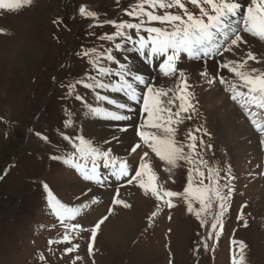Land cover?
Wrapping results in <instances>:
<instances>
[{
  "label": "rangeland",
  "instance_id": "obj_1",
  "mask_svg": "<svg viewBox=\"0 0 264 264\" xmlns=\"http://www.w3.org/2000/svg\"><path fill=\"white\" fill-rule=\"evenodd\" d=\"M138 2L139 0H31L33 8L39 14L44 12L45 16L38 22L33 23L30 20L31 33L28 32L25 36L30 44L22 45L17 42L13 44L9 56L0 53V264H232L233 259L241 261V264H264V139L260 137L264 133L257 130V126H264V108L258 107L256 102L249 101L247 97H238L236 101L230 98L232 93L225 92L226 85L219 83L221 73L230 83L237 85V91L247 92V87H241L243 81L227 70L208 73L209 78L215 81L212 85L201 77L200 73L204 71L202 69L195 73L185 72L189 85L187 88L174 79L176 83L173 89L176 95H183L185 106L192 104L195 111L189 109L187 112H181L180 116H174L171 122L165 119L159 129L152 130L160 139L176 141L178 145L183 146L186 154L189 152L188 144L193 143L191 137H196V148L191 154V164L194 166L189 168L195 169L196 165L199 166L204 173L205 185L209 184L207 176L210 167L219 171L220 184L227 182L229 175L233 177L231 184L234 191L227 205L229 210L223 216L222 228H211L212 213L218 210L215 199L212 201L213 207L201 213L207 221L206 226L201 227L195 214L188 212L187 203L182 197L162 196V199L157 201L151 195V190L145 193L136 182L131 185L125 182L124 185L129 198L133 199L134 211H125L122 205H113V196L102 198L100 201L98 196L80 197L71 190L74 180L80 179L77 173L75 177L69 171V164L64 161L73 155H76L78 161L83 160H79V154L75 152L71 142L62 137L64 134L82 135L86 140L92 141V146L103 147L97 139L91 137L87 123L97 121L91 108L105 107L104 102L96 99L97 95L116 94L110 89H99L95 85L98 81L106 84H113L114 80L115 83L118 82L115 76L118 64L108 61L107 54L109 50L114 49V43L119 42L120 38L109 41L100 37L105 33L114 32V28L104 21L139 22L125 14V10L131 11ZM184 2L195 15L199 14L198 8L188 0ZM239 3L246 11L251 0ZM81 6L94 12L96 16H81ZM145 8L152 10L147 5ZM4 11L1 10V13ZM155 11L157 14H163L164 10L157 8ZM168 11L180 13L179 9ZM143 19L147 20L146 17ZM204 19L207 20L206 17ZM147 26L160 25L158 22H152ZM256 30H261L258 24ZM141 34L147 36V33ZM250 36L262 43L259 36ZM126 47L129 54L135 50L131 43ZM84 51H88L87 56L79 55ZM248 51L255 56V60L248 59ZM122 53H118L117 57L119 60L126 59L129 65L128 57L120 58ZM228 53L219 58L225 59ZM242 56L232 60L244 64L241 71L246 75L256 76L264 73V47L259 50L247 49L242 52ZM162 60L163 58L153 59L152 66L148 67L156 70ZM187 63L189 61L180 58L178 68L181 69V66ZM101 67L110 69L111 73L101 74L98 71ZM253 68L257 69V72L252 73ZM159 74L158 78H168L162 77L160 71ZM77 80L92 87L85 88L76 84ZM69 84L75 85L72 96L67 94ZM215 87L218 88L220 97L222 96L221 102L228 104L226 108L236 113V117L240 116V122L243 120L251 125L252 121H255L249 128L253 127L251 129L259 139V150L256 154H250L251 144L245 142L249 141L254 133L247 137L242 136L236 126L227 122L221 104L216 102L215 107H210V103L206 101L207 92ZM256 87L258 101L264 91L260 90L259 82ZM170 93L163 95L164 97L159 96L161 106L170 107L176 112L180 100H175L173 93ZM77 94L83 96L84 100H76ZM172 97L175 104L168 105L167 101ZM136 112L137 110L134 113ZM160 115L167 118L168 113L165 111ZM189 116L192 118L189 119ZM65 119L72 121L68 127L64 125ZM37 133L47 137V141L41 139ZM133 135L137 139L135 131ZM201 140L205 145L211 144L212 147L202 148ZM76 143L79 144V141ZM163 147L161 145L162 150ZM196 152L202 153L208 161L207 165L199 162V158L195 156ZM112 154L118 158L134 160L138 167L139 156L119 157L113 151ZM146 159L149 163L143 177L146 184L150 182L153 187L160 188L162 193L168 190L182 192L183 188L188 186L187 166L190 163L180 160L176 166H169L166 161H160L155 153H150ZM88 162L92 163V157L88 158ZM98 162L100 167H103L102 159ZM153 176L154 179L150 181L149 178ZM193 179L196 181L193 187H198L200 177L195 172ZM49 191L54 197L53 204L59 201L66 207L81 209L76 219V223L80 225L79 234L67 232V242H61L66 229L54 225L61 221V217H58L56 212L51 213L55 210L48 204ZM93 199H98L101 205L104 204L106 210H103V213L93 210V205L97 204L92 203ZM168 199L174 205L171 208L164 203V200ZM114 206H117L119 216L123 214L125 218L127 216L134 221V225L131 224L132 238L116 248L99 230V236L94 240L89 235L91 227ZM193 208H200L195 200ZM153 212L156 213L155 216L152 215ZM239 215H243L247 226L244 225V220L238 219ZM82 227H89L88 233L81 229ZM217 231L219 236H209L210 232ZM50 240L55 243L50 244ZM233 241L242 242L244 248L241 250L239 243L234 244ZM89 243L93 245L91 254L88 252ZM73 244L78 247L71 253H66L65 249ZM41 256L43 260L40 259Z\"/></svg>",
  "mask_w": 264,
  "mask_h": 264
},
{
  "label": "snow or ice",
  "instance_id": "obj_2",
  "mask_svg": "<svg viewBox=\"0 0 264 264\" xmlns=\"http://www.w3.org/2000/svg\"><path fill=\"white\" fill-rule=\"evenodd\" d=\"M188 2L195 8L199 9V14L195 15L186 6L184 0H139V2L132 8L131 11L125 10V14L131 17L133 20L139 22L121 21H105V24H110L114 28V32L111 34L105 33L100 39H107L114 41L116 38H120V43L114 45V49L108 51L107 60L114 61L118 64V71L115 72V76L118 77V82L113 84H106L97 82L95 87L99 89H110L112 93L122 94L124 100H118L115 96L109 95H97L98 101L104 102L105 107L91 108V112L94 116L102 118L105 121L126 122L132 119L134 113L133 105L140 104V109L144 116L140 121V124L134 129L135 135L139 138L130 145L129 157L139 156L138 167L135 161H129L123 158H118L112 154L110 144L112 141H118L120 137L116 133H126L127 127L114 125V131L111 135V140L105 139L104 145H109L107 148L93 147L91 140H86L82 135L71 136L68 134L63 135L65 141H70L72 147L75 148V152L79 154V160L85 161V165H81L78 162L76 155L69 156L64 162L71 164L76 170H78L85 181H96L98 184L102 183L100 179L99 160L102 159L103 167L105 169H111V177L115 178L116 182H120L126 178L127 184L138 183L139 188L143 189L145 193L151 190V195L156 198L157 201L162 199V196L173 198L182 197L187 203V210L190 213H194L196 218L200 221V226L204 227L207 221L202 217V212L209 211L212 207V201L218 204V210L212 213L213 221L211 223L212 229L223 227V216L229 209L230 197L233 194V186L231 180L233 177L228 176L227 182L220 184L218 181L221 179L220 173L214 168L208 169L207 180L209 184L204 183V173L199 171V166L195 169H188V186L183 188L182 192L177 191H163L160 188L153 187L149 182L146 184L143 180L145 170L148 168L147 157L150 153H155L159 157L160 161H166L169 166H176L177 161L183 160L188 163H193L192 152L195 151L196 137H191L193 143L188 144L189 152L185 153L183 146L177 144L176 141L167 139L163 140L158 138L157 134L149 129H159L161 127V120L165 119L160 113L167 112V121L171 122L174 116L179 117L181 112H187L189 109H194V105L188 104L185 106V98L183 95H176L174 89H169V92L173 93L175 99L180 100L179 107L176 112L172 111V108L161 107L160 102L156 99L159 96L167 95L164 89L155 88L150 82L146 81L142 74H137L127 64V60H119L114 55L115 51L123 49L128 51L126 45L131 43L135 49V54L143 56L146 61H152L153 59L163 58L159 63L158 69L164 77L174 78L184 88L189 87L187 83V76L184 70L178 68V62L181 58V53H186L188 58L195 60H203L212 57L223 56L225 52H233L234 49H239L242 45L246 44V40L243 33H248L252 36H259L264 39V0H251V4L247 7L246 11H243V7L239 0H188ZM31 0H0V10L17 11L26 5H29ZM145 5L152 9L146 10ZM157 8L163 9V14H157L155 11ZM168 9H179L180 13H174L168 11ZM79 13L84 17L94 18L96 14L88 11L84 6L79 8ZM243 13V14H242ZM240 17L239 20L236 17ZM146 17L147 20L143 19ZM186 17V19H185ZM207 18L205 21L204 18ZM260 21L261 30H256L257 21ZM152 22H158L159 27L147 26ZM242 25V27H241ZM126 30H133L132 32ZM3 31V30H0ZM147 33V36L141 33ZM94 51V50H93ZM79 55L87 56L88 51L79 53ZM248 59L255 60V56L251 53H247ZM95 63L94 61L92 62ZM246 63V61L244 62ZM218 67L223 70H227L228 73H234L239 77L243 84L241 87H247V92L237 91V85L232 84L223 75L220 74L219 83L226 85L225 92L232 93L230 98L236 101L238 97H247L249 101L256 102L257 106L264 108V95H261L257 101V82L261 85V91H264V73L253 76L251 74L246 75L241 69L244 67L243 63L236 60H221L218 63ZM98 71L101 74L107 75L111 73L110 69L99 68ZM252 73L257 72V69L253 68ZM201 77L205 78L209 85H212L215 81L209 78V74L205 71H201ZM76 84H81L85 88H90L92 85L77 80ZM142 86L138 91V87ZM75 90L74 84H69L67 88L68 96H72ZM76 100H84V97L77 94ZM142 102V103H141ZM168 105L174 104V99L169 98ZM109 107H114L115 110H109ZM191 119V116L188 117ZM255 124V121H252ZM72 121L69 119L64 120L65 127L71 125ZM257 130L264 133V127L257 126ZM166 131H171L166 129ZM199 131V129H197ZM41 139L47 141V137L41 136L37 133ZM210 135V134H208ZM191 136V134H190ZM79 141V144L76 143ZM264 143V141H262ZM163 145V150L161 148ZM202 148H211V144L205 145L203 140L200 141ZM142 152V154H141ZM195 156L199 158V162L207 165L208 161L204 159L201 152H196ZM92 157V166L89 169L86 166L87 160ZM55 158V157H54ZM230 169L228 172L230 173ZM194 172L200 177L198 187H193ZM134 173V174H131ZM108 175L104 176V180H108ZM154 179L150 177L151 181ZM45 189L48 188L47 184L44 185ZM49 200L48 204L56 211L58 217L72 218L77 216L80 212V207H66L56 201L53 204L54 197L49 191L47 193ZM193 200L199 203L200 208H193ZM95 199L92 203H96ZM164 203L169 207H173L171 200H164ZM113 205H122L124 208H130L131 205L119 198V188L116 189V195L112 198ZM113 209H108V215L101 217L97 223L91 227V237L94 240L97 236V232L101 225L109 218ZM155 212L152 213L155 216ZM238 219L244 220L243 215H239ZM244 225L247 226V221L244 220ZM78 228L80 225H65L66 232L61 242H67L69 236L67 229ZM219 236L220 233L210 232L209 236ZM49 243H55L50 240ZM234 244L239 243L241 250L244 248L242 242L233 241ZM78 246L73 244L65 249L66 253H71L74 248ZM207 247V245H205ZM93 251V245L89 243L88 252L91 254ZM242 258V251H241ZM43 260V256L40 257ZM232 264H241V261L233 259Z\"/></svg>",
  "mask_w": 264,
  "mask_h": 264
},
{
  "label": "bare ground",
  "instance_id": "obj_3",
  "mask_svg": "<svg viewBox=\"0 0 264 264\" xmlns=\"http://www.w3.org/2000/svg\"><path fill=\"white\" fill-rule=\"evenodd\" d=\"M239 1L242 2V3H244V0H239ZM0 14H1L0 15V30H3V31H0V53H3L2 55H7V56L10 55V53H11L10 51L12 50L13 44H15L17 42H20L22 45H24V44L25 45L30 44L29 39L25 38V36H27L26 34H28V32L30 31V28H31L30 27V23H29L30 20H32V22L33 21L38 22L41 19H43V17H42L43 15L45 16L44 12L42 14H39L37 12V10H35L33 8V6L31 5V3L29 5L24 6L21 9L17 10V11H8V10H5L4 12L1 13V10H0ZM258 23H260L259 20L257 21V24ZM29 33H31V32H29ZM244 36H245V38H246V40L248 42L246 44L242 45L239 49H234L233 52H229L227 54V56L224 55L225 56V59L232 60L234 58H237L238 56H242V52L245 51V50H247V49L248 50H251V49L255 48V50L256 49L259 50V49H262L264 47V39L262 40V43H259V42L256 41L257 39L254 40L250 36V34H248V33H245ZM18 50H16V51H18ZM116 52H115V54L118 56V53L120 54L121 53V50L120 51H116ZM129 57L133 61L132 65L130 67L134 71H136L137 74H142L143 73L142 75H144L146 73L150 77V74L146 70V67H145L144 64H142V63H140L138 61L136 67L134 68V57H132V56H129ZM262 58L263 57H261V59ZM221 60H224V58L223 59L222 58L221 59L220 58H217V59L215 58V61H214L212 57H209V58H206V59H203V60L192 61V62H189L187 64H183V65L181 64L182 65L181 66V69L184 70L185 72H188V73H195V72H197V70H200V69L206 71L207 73H216L217 70H218V72H221V70L223 71V69H220L218 67V63ZM241 60H242V58H241ZM214 76H216V75H214ZM162 77H164V76H162ZM176 82L174 81V78L161 79V78L155 77V79L152 82H150V83L155 88H157V89H164L165 93H170L168 90L169 89H173L175 87V83ZM217 89L218 88H216V87L214 89L211 88L209 90V92H207V94L205 96L206 101H208L210 103V107H215L214 106V103H216V102H218L219 104H221L220 107H221L222 110L225 111V115L227 116V118H226L227 122L230 123L232 126H236V129H238V132L239 133H242V136L247 137L249 134L254 133L253 130L251 129L253 127L249 128L252 125L247 124L243 120L240 122V119H239L240 116L239 117L238 116L236 117V113H232L231 112L232 110L230 111L228 108H226V106L228 104L221 102V97L222 96L220 97V95L218 94L219 92L217 91ZM113 94H115V93H113ZM104 95H107V93L104 94ZM116 95H118V94H115V96ZM161 97L156 98L160 102V106H161V100H160ZM224 97H226V96H224ZM139 109H140V105L139 104H136V108H134V112H135V110H137L136 114L133 113L132 114V119L130 121H126V122H120V123L115 122V123H113L112 121L109 122V121H105L103 119H98L97 121H90V122L88 121L89 123H87V126L89 128L88 130H89V133H90L91 137L94 138V139H97L100 142V144L103 145V147L107 148V147H109V145H104L103 144V141L105 139L111 140V135H112V133L114 131V125H117L118 124L120 126L127 127V132L126 133H116V135H118L120 137V139L118 141H112L111 144H110V148H111V151H113L114 153H116L117 155H119V157L120 156H128V153L130 152V145H132L133 142L136 139L133 134H134V128L137 127L135 115H137V114L140 113ZM109 110H115V109H114V107H109ZM161 115L163 116V114H161ZM251 117H252V115H251ZM165 119H166V117H165ZM165 119H162L161 120V123H163L165 121ZM237 121L239 122V124H237ZM149 130L152 131L153 129H149ZM242 136H241V138H242ZM260 137H261V139L262 138L264 139V135H261ZM250 139H249V141L246 140L245 142L246 143L247 142H250V144H251L250 145V149H251L250 154L251 155H254L259 150V147H258V144H259L258 141H259V139L257 138V135L255 133H254V136H252V138H250ZM244 145H245V143H244ZM134 157H135V155H134ZM81 165H85V164L83 162H81ZM86 166L89 169H91V166L92 165L89 164V163H87ZM98 171L99 172H103L104 175H108L109 177L111 176V169H104L103 168L101 170V168H99ZM158 176H159V174H158ZM125 179L126 178H124V180ZM121 181L120 182H116L115 181V178L112 177L111 183L114 186H115V184L118 185V187L116 186V188H119V198L122 199V200H124L125 202H127V203H129L131 205L130 208H125V211H130V210L131 211H134V207H133V203H132V200L133 199L131 200L129 198L127 188L120 186L121 183L123 182V181L122 182ZM91 183L97 184L96 181H92ZM106 185H110V183H107ZM71 188H72L71 190L75 194L79 195L80 197H82V196H85V197L98 196L100 200H102V198H106L107 199V197H111L112 194L114 192H116V191L113 192L112 189L98 190L93 185H90L88 183H85V182H82V181H78V180H74V182L72 183V187ZM128 189H130V188H128ZM130 192H131V190H130ZM97 201H98V199H97ZM103 205H100L98 203V205H96L97 208L94 209L95 212L96 213H100L102 211V213H103V210H106V207H103ZM91 206H92V204H91ZM118 206H121V205H118ZM116 208H117V206H114L112 208L113 211L109 215V218L101 225V227L99 229V232H102L103 233V237L112 246H114L115 248L117 246H123L126 241H129L132 238L131 236H133V230H132L131 224L134 225V221L132 219H130L129 217L126 216V218H125L123 216V214L121 216H119L118 213H117V211H116ZM107 215H108V212H107ZM98 236H99V233L97 234V237ZM93 258H95V257H93Z\"/></svg>",
  "mask_w": 264,
  "mask_h": 264
}]
</instances>
